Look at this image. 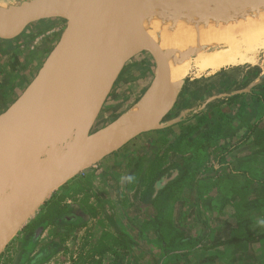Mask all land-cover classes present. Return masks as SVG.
Segmentation results:
<instances>
[{"label": "water", "instance_id": "obj_1", "mask_svg": "<svg viewBox=\"0 0 264 264\" xmlns=\"http://www.w3.org/2000/svg\"><path fill=\"white\" fill-rule=\"evenodd\" d=\"M142 2L39 0L0 9V38L13 37L43 21L64 22L59 40L36 76L0 113V164L10 170L9 184L0 185V257L54 191L140 135L181 120L168 118L182 88L171 94L165 90V55L142 25ZM143 52L150 53L157 65L137 102L145 101L143 113L129 116L136 103L121 117L96 129L116 81L128 62ZM22 101L26 111L13 112ZM30 153H38L46 162L19 179L18 165L27 169ZM176 173L167 171L160 186Z\"/></svg>", "mask_w": 264, "mask_h": 264}, {"label": "rangeland", "instance_id": "obj_2", "mask_svg": "<svg viewBox=\"0 0 264 264\" xmlns=\"http://www.w3.org/2000/svg\"><path fill=\"white\" fill-rule=\"evenodd\" d=\"M164 1L167 2V0ZM198 10L201 11L200 9ZM148 11H150V9H148ZM206 14L208 13H201L200 17ZM189 27L192 28L190 29L191 33H194V31L196 32L192 34V37L188 33L189 30L186 32V39L189 36V40L187 39L186 42L187 47H191L192 43L195 41L197 42L201 35L196 28L195 30L193 26ZM63 28L64 22L61 20L43 21L27 27L24 31L13 37L0 38V113L4 112L9 105L17 99L36 76L59 40ZM196 37L197 40L195 39ZM23 42H25V45L21 44ZM263 56L259 64L254 66L244 64L228 66L227 68H222V70L191 68L187 77L184 78L185 82L176 107L168 117L181 118V120L177 122L180 124L172 128L180 129V131L183 130V136L185 137L191 132L190 129L196 124L197 120H200L206 114L216 116L218 113H221L218 129L214 130L213 135L232 132L240 120L237 115L239 106L246 100L247 94L249 93L247 90L250 89V84L247 83L256 75L258 70L256 68H260V66L262 68V73L252 83L258 85L250 90L258 93L264 92ZM156 68V62L153 56L148 52L140 53L128 62L103 107L96 129L121 117L139 101L142 93H144L150 85L155 75ZM245 72H248L247 75L244 74ZM220 74L223 75L220 76ZM226 84H232V89L228 92H221V87ZM235 91H239L237 97H232L235 100V107L234 105L231 107L226 105L223 108V104L221 105V103H223V98L227 96L226 94ZM217 110L220 111L217 112ZM188 125L189 127L185 128ZM169 132L170 129L164 131L166 135H168ZM176 132L178 131L173 130L171 133L173 137ZM199 133L200 129L192 134L193 140L196 136L194 140L195 144L191 147L193 151L196 150L197 143L201 145L205 139L204 136L197 137ZM159 134L161 133L150 132L145 135H140L130 142L131 145L125 147L126 151L131 147H137L139 150L137 153L138 156L133 153L128 157V162L126 161L128 169H126L124 179L127 178V181L125 179L127 185L122 183L125 186L124 190L126 192L124 196L120 199H113V201L112 199L109 200L107 196H109L110 193H108L106 187H104L105 192L96 194L97 191L94 190V186L90 181L93 174L91 170H93L95 166L83 170L65 185L54 191L45 204L33 214L3 251L0 257V264H28V260L24 258L25 256L21 258L23 256L21 251L25 243L26 229L28 225L34 223L41 213L47 210L48 204L54 199L59 200L58 208L62 210L64 208H67V210L75 208L77 213L80 212L81 215L86 214L85 216H87L88 213H92L97 220L113 219L124 221L122 232L131 240L127 242V248L122 251L124 252V258L127 260L124 264H159L162 259V250H160L158 244H155L153 241L155 235L150 231L149 223L145 224L140 218V220H138V215L140 217L141 214H136L133 217L134 222L139 225V227L136 228L138 230H136L128 225L127 221L123 219V213L121 216V212L119 213L117 209L118 206L122 204L125 207V212L128 210L127 214L129 212V215L133 216L134 210H131L130 206H136L137 203L141 204V202L142 204L144 203L143 199L145 195L149 193L150 184L155 174L173 160L169 152L170 147L162 146L161 142L158 143L159 145H150L152 137L156 135L159 136ZM234 139L237 140V138ZM257 151L259 152L258 148L253 149L250 147L249 150H244L243 155L253 156L252 158L259 157L261 151L259 153ZM229 158L231 159L232 157L229 156ZM97 164L99 165L100 163ZM107 167L109 168L110 166ZM262 171L264 172V169ZM86 175H88L89 178L88 184L82 190L79 187V193H76V188L71 189V185L68 184L73 183L76 178H80L81 176L86 177ZM65 192H68V195L65 196ZM82 192L85 193L83 197L81 196L83 195ZM170 192L171 194L165 196L163 201L161 200L159 202V207L162 209V213L165 217V223L173 219L175 221L170 226L177 228L181 225V228H186L188 235L197 234L196 236L202 237L208 234V236L202 242L205 248L185 252L183 257L172 260L168 262V264H264V238L253 241L249 244L246 251L240 252H235L233 246H229V244L220 245L218 247L213 246L216 245L217 242L225 241L230 238V229L235 226L238 219L231 205H228L224 211H220V208L212 206L213 213L207 216L204 209L199 206L197 196H194L195 198L189 196L191 193L188 186H186V188L173 189ZM75 193L79 195L78 203L83 206L79 205V207L76 204L72 205L68 203V200H70L69 197ZM261 195H264V187L258 186L254 189L251 196L256 197ZM224 197L228 198L229 196L224 195ZM90 200L94 202L89 203L88 201ZM118 201L121 203L118 204ZM106 207L107 211L104 213L102 209ZM249 214L251 217L255 214H260V217L250 226L252 234L263 233L264 206L249 212ZM145 217L144 215L143 218L145 219ZM178 217L181 219L180 225L177 221ZM86 219L90 220L91 216H87ZM85 222L86 220L83 224L66 234L57 235L55 240L59 243L58 247L54 249L53 254L50 255L47 260L39 264H115L114 256H111L112 251L110 254H102L101 251L104 246L100 244H90L84 236L81 237V234L76 233V231L78 232V228L84 226ZM165 226L166 230L170 229L168 224H165ZM145 227L146 229H144ZM53 228L54 226L49 225L45 227V229L42 227L36 229L32 238L36 243L31 256L38 252L44 245L46 246L51 243L53 239ZM46 229H49V234H46L47 232L44 234ZM145 230H149L151 235L144 239L147 235V231L146 235L144 233ZM171 235L172 230H170L168 237H171ZM142 238L145 240V244L142 245L144 250L137 248L133 243H138L139 241L143 242ZM112 244L113 243H111V245ZM211 255H216L217 258L208 260L207 257Z\"/></svg>", "mask_w": 264, "mask_h": 264}, {"label": "bare ground", "instance_id": "obj_3", "mask_svg": "<svg viewBox=\"0 0 264 264\" xmlns=\"http://www.w3.org/2000/svg\"><path fill=\"white\" fill-rule=\"evenodd\" d=\"M32 1L39 0H0V9L22 7ZM201 13L208 14L200 17ZM140 16L144 29L164 52L165 90L169 94L182 88L193 67L222 70L228 66L258 65L264 55V0H143ZM189 26L201 34L200 39L195 38L197 42L188 45L190 48L186 32L189 30L192 37L196 31L191 33ZM144 103L130 109L129 116L141 115ZM26 109L22 101L14 106L13 112ZM11 117L9 113L8 118ZM44 162L38 153H30L28 168L24 170L18 165L17 177H28ZM9 172L8 166L0 164V185L9 184Z\"/></svg>", "mask_w": 264, "mask_h": 264}, {"label": "trees", "instance_id": "obj_4", "mask_svg": "<svg viewBox=\"0 0 264 264\" xmlns=\"http://www.w3.org/2000/svg\"><path fill=\"white\" fill-rule=\"evenodd\" d=\"M21 44L25 45V42ZM260 101H262L263 103V100L261 98ZM199 122L200 126L197 129H200V127L203 125L201 123H205L203 119H201ZM197 129H194L193 132H195ZM203 132H200L197 137L205 135L206 132ZM209 133L210 132H207V134ZM233 133H235V130H233L231 134ZM251 133L255 134L254 146L252 148H258L259 152L261 151V155L255 158H252V156L248 163L242 164L240 166V169L237 168L238 170L236 169L234 170V172H232L235 176H240V179L235 180L234 182L231 178H226L223 180V183L222 180H219L204 184L203 188L205 189V191L204 189L203 191L205 195L207 194L206 197L203 198L202 194L197 195L198 200L205 199V204H201L200 207H203L207 216L211 215L212 206L220 208V211H223L228 205H231L235 209L234 213H236L235 215H237L238 219L235 226L230 229V238L225 241L217 242L216 245H213L214 247H218L220 245L229 244V246H233L235 252L246 251L250 243L255 240L264 238V232L261 234H252L250 230L251 224L260 217V214H255L253 217L249 216V212L264 206V195L256 197L251 196L256 187H264V172L262 171L264 169V130H258L255 126L248 131V134ZM231 134H225L223 137H229L231 136ZM162 139L166 141L165 138ZM182 139L186 144V142L188 141H194L196 139V136L194 140L190 139V137L188 136H182ZM220 140L222 139H219L218 137L211 140L209 139V143L207 142L204 154H201V156H199L198 158H195L198 155L195 154L196 156L194 158L196 160L194 161L192 160L193 158H191V160L197 166L195 168L191 167L190 171H194L203 165V157L206 158L208 156L211 148H215V150H217ZM224 148L225 147L221 149L224 150ZM177 149L183 150L184 146H179L177 147ZM189 174V171H187L186 173L184 172V174H182L177 180H174L172 184L179 183ZM229 177H232V175H229ZM192 179L193 176L191 180ZM188 185H191V183H188ZM168 189L169 186L166 189L162 190L159 193L158 197H156L155 199L150 198V201H146V198L150 195L149 192L143 199L146 202L143 204L141 202V205L138 204V210L145 214L146 224L149 223L150 231L155 235V238H153L154 243L158 244L160 250H162V259L159 264H168V262L172 260H177L183 257L185 255V252H189L194 249L205 248L202 242L208 236V234L202 237L196 236L197 234L188 235L186 228H181L180 217L177 218V221L180 225L179 227L176 228L174 226H170L172 224H168L170 226V229H165V217L162 213V210H159V208L157 207V202L159 201V198L165 196V193ZM218 189H220L221 195L217 194V196L216 193H218ZM224 195L229 197L225 198ZM234 197L237 199V202L232 203L231 199H233ZM58 206L59 200H52L48 204L47 210L41 213L33 224L28 225V228L26 229L25 243L21 251V254L23 255L21 258L25 256L24 258L28 260V264H39L47 260L50 255L53 254L54 249L59 245V243L55 240V237L59 234H66L69 231H72L77 226L83 224L84 220L86 219V216L81 215L80 212L77 213L75 208H73L72 210H67V208H64L62 210L61 208H58ZM49 225L54 226L52 237L53 239L51 240V243L46 246L44 245L38 252L31 256L36 243V241L32 239L34 236V232L36 231V229H38V227H42L45 229V227ZM144 229H146V227ZM170 230H172V235L171 237H168ZM150 231H144L146 235L145 238L150 237ZM127 241L131 240L128 238ZM133 243L134 245H137L136 242ZM215 258H217L216 255L207 257L208 260H214Z\"/></svg>", "mask_w": 264, "mask_h": 264}, {"label": "flooded vegetation", "instance_id": "obj_5", "mask_svg": "<svg viewBox=\"0 0 264 264\" xmlns=\"http://www.w3.org/2000/svg\"><path fill=\"white\" fill-rule=\"evenodd\" d=\"M254 66V65H253ZM257 73L253 78L250 79V81L247 84H250V89L253 87H256V85L258 84H252L255 79L260 76V74L262 73V68L260 66V68H256ZM248 72H245L244 74L247 75ZM225 74V73H223ZM223 74H220L223 75ZM247 77V76H245ZM247 79V78H246ZM244 79V80H246ZM252 81V82H251ZM224 83V82H223ZM232 84H226L223 87H221V92H228L229 90L232 89ZM247 90L249 93L247 94L246 100L241 104V106H239V110H238V116L240 118L239 122L236 124V128L235 133L231 134L232 132H226L224 134L218 133L216 135H213L214 130L218 129V123H220L219 121V117L221 113H218L216 116L213 115H205L203 116L201 119H203V121L205 123H201L203 124L200 127V132L205 133V135H202L205 137V139L203 140V142L201 143V145H198L197 143V148L196 150L193 151V149L191 148L195 143L194 141H188L184 142V140L182 139L183 136V130L180 131V129H174L172 127H174L175 125H179L180 123L177 124H173L168 128H164L161 130H155V131H151V132H157V133H161L162 135L159 134V136H154L152 138V141L150 143V145L155 146L156 144H158L159 142H161V145L163 146H167L170 147V154L177 152L180 155V158L178 160H172L169 164H166V166L162 169L159 170L155 176L153 177L151 184H150V195L146 198V201H150L151 199H155L156 197H158L159 193L166 189L169 186V189L167 190V192L165 193V196L171 194V190H175L177 188L181 189V188H186V186H188V183H191L192 180V176L197 174L198 169L201 167H199L198 169L194 170V171H190L191 167H196L197 165L193 162L194 160H196L195 158H198L199 156H201V154H204V151L206 150V146H207V142L209 141V139H213L218 137L219 139H222L219 141L218 143V148L217 150H215V148H211L209 151V154L206 158L203 157V164H206L209 161L210 164H207V168H208V173L206 174L207 176L210 175V178L213 180L214 178L219 181L226 179V178H231L233 179H240V176H235L232 172H234V170H236L237 168L240 169V166L244 163H248L250 160V156L249 155H243L244 150H249L250 147L254 146V141H255V134L251 133L248 134V131L252 128L255 127L258 130H264V92L263 93H258V92H252L251 90ZM234 91V90H233ZM242 91H246V90H242ZM241 91V92H242ZM237 93H239V91H235V92H231L230 94H226L227 96H225L223 98V103H221V105L223 106V108L228 105V106H232L234 105L235 107V100L232 97H237ZM225 94V93H224ZM236 94V95H235ZM260 98L263 100L260 101ZM231 99V100H230ZM229 101V102H228ZM221 107V106H219ZM218 107V108H219ZM220 110H217V112H219ZM234 113V112H233ZM232 116V115H230ZM200 119V120H201ZM200 120H197L196 124L194 126L191 127V132L188 133V136H190V139L193 138L192 134L194 129H197L200 126ZM216 125V126H215ZM189 127L186 126L185 128ZM172 128V129H171ZM168 129H170V132L168 135H166L164 133V131H167ZM174 131H178L175 133L174 137L173 134H171ZM199 130V129H197ZM207 132H210L209 134H207ZM149 133V132H148ZM186 133V132H185ZM146 134V133H145ZM225 134H231V136L229 137H223ZM143 135V134H142ZM169 135H171V138H169ZM222 137V138H221ZM162 138H165L166 141H164ZM234 138H237V140H235ZM187 140V139H186ZM204 143V144H203ZM209 143V142H208ZM159 145V144H158ZM179 146H184V149H177V147ZM224 148V150H222L221 148ZM160 147V146H159ZM196 147V146H195ZM158 150V148H157ZM198 154L197 157H195ZM235 157V161L231 162L229 156ZM195 157V158H194ZM191 158H193L191 160ZM198 160V159H197ZM198 162V161H197ZM237 169V170H238ZM177 173L176 175L171 178L168 182H166L163 186H160V179L161 177L167 172V171H176ZM219 171V174L222 177H219V175L217 174V171ZM187 171L190 172V174L188 176H186L185 178H183V180H181L179 183L176 184H172V182L174 180H177L182 174H184V172L186 173ZM173 175V173H171L169 176L171 177ZM229 175H232V177H229ZM193 176V177H194ZM191 180V181H190ZM212 180L210 182H212ZM235 182V180H233ZM162 182V181H161ZM225 183V181H224ZM159 186V190L158 193L155 194L156 192V187ZM161 197L159 198V201L157 202V207L159 208V210H162L159 207V202L165 197ZM198 200V199H197ZM232 200V203L237 202V199L234 197ZM144 203L146 202L145 200H143ZM199 201V206L202 204H205L204 200H198ZM136 202V201H135ZM137 203L136 206L135 205H131V210H134L133 212V216L129 215V212L127 214V211L123 212V216L128 225L130 227H133L134 229H136L137 227H139V225L137 223L134 222L133 217L136 214H141V216L139 217L138 215V220L141 219L142 215L144 216L145 214L142 213L141 211L138 210L139 204ZM138 205V206H137ZM235 210V209H234ZM140 218V219H139ZM146 220V218H145ZM175 220H168L166 224H173ZM146 224V222H145ZM138 230V229H136Z\"/></svg>", "mask_w": 264, "mask_h": 264}, {"label": "crops", "instance_id": "obj_6", "mask_svg": "<svg viewBox=\"0 0 264 264\" xmlns=\"http://www.w3.org/2000/svg\"><path fill=\"white\" fill-rule=\"evenodd\" d=\"M252 81H253V78H252ZM143 94L144 93H142V95ZM160 135H162V134H160ZM169 138H171V135H169ZM129 145H131V143L127 144L126 146H124L120 150L116 151L115 153H113L110 156L103 159L101 162H99L100 163L99 165L98 164L94 165L95 166L94 169L91 170V172L93 174L90 178L91 179L90 181L92 182V184L94 186V190L97 191L96 194L105 192L104 187H106L108 190V193H110V195L107 196V198L109 200L112 199V201H113V199H120L122 196L125 195L126 192L124 190V187H125L124 185H127V182H126L127 178H125L126 179V181H125L124 175L126 173V169H128V165H127V162L129 160L128 157H130L133 153H135V155H137L138 150H139L137 147H135V148L131 147V148H129V150L126 151L125 147H127ZM171 156H172V159L174 161L178 160L180 158V155L177 152L171 153ZM230 161L231 162L235 161V157H232L230 159ZM210 162H212V161H209L206 164H203L198 169L197 174L193 177L191 185H188V188H189L190 193H191L189 196L194 197V196H197L198 194H202L203 198L206 197L207 194L205 195V193H204L205 189L203 188V186H204V184L210 183V181L212 180L210 178V175H208V176L206 175L208 173L207 164H210ZM107 166H110V167L108 168ZM119 166H121V167H119ZM219 171L220 170L217 171V174L219 175V177H222L219 174ZM88 179H89L88 175H86V177L81 176L80 178H76V180H74L73 183L68 184V185H71V189L76 188L75 192L79 193V190H78L79 187L82 190L88 184ZM123 181H125V182H123ZM213 181H217V180L214 178L212 180V182ZM203 189H204V191H203ZM61 193H63V192H61ZM65 193H66L65 196L68 195V192H65ZM76 193L71 195L70 197L68 196L70 198V200H68V203H70L72 205L76 204L77 206L82 205V204L78 203V196L79 195H77ZM82 193H83V195H81V196L82 197L85 196V193L84 192H82ZM220 193H221V191H220V189H218V193H216V195L220 194ZM201 200H203V199H201ZM88 202L93 203L94 201L90 200ZM120 203L121 202L118 201V204H120ZM124 208L125 207L122 204H120L117 208L119 213L121 212L120 213L121 216H122V213L125 211ZM102 210L105 213L107 211V207L103 208ZM87 216H91V219L90 220L85 219L86 222L84 223V226L78 228V232L76 231V233L81 234V237L84 236L85 239H87V241L90 244L93 243V245L94 244H96V245L100 244V245L104 246L102 251H101L102 254L103 253L110 254L112 251L111 256L112 257L114 256L115 264H124V262H127V260L124 258V252H122L123 249L127 248V242H128L127 241V239H128L127 235H125L124 232H122V227H123L124 221L113 220V219L97 220L92 213H90V214L88 213ZM143 217L144 216L142 215L141 219L145 223L146 220ZM49 232H50L49 229H46V231H44V234L45 233L49 234ZM144 239H145V237H144ZM144 239L142 238L143 242L139 241L137 243V245H136L137 248H141L142 250H144V248L142 246L145 244ZM112 240H113V242H112ZM111 243H113V244L111 245ZM112 248H113V250H112ZM119 251H121V252H119ZM116 256H117V258H116Z\"/></svg>", "mask_w": 264, "mask_h": 264}]
</instances>
